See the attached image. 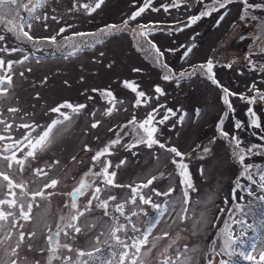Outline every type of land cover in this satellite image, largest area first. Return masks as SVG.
<instances>
[{"label":"rangeland","instance_id":"rangeland-1","mask_svg":"<svg viewBox=\"0 0 264 264\" xmlns=\"http://www.w3.org/2000/svg\"><path fill=\"white\" fill-rule=\"evenodd\" d=\"M143 2L105 0L99 9L89 14L82 5L94 6L96 0H46L34 13L39 20L31 19L27 10L20 13L21 18L32 23V28L25 30L41 41L35 45L16 39L0 25V34L5 35L0 46L19 49L0 52V59L6 64L13 62L11 73L6 67L0 70V75L10 74L13 80L10 87L5 85L8 95L0 96V119L12 125L5 130V124L0 123V136L5 137L0 140V172L6 173L15 184L24 185V188L9 190L7 181L0 177V200L17 201L16 207L0 205V211L12 214L8 220L0 221L3 226L0 228V241H3L0 264H11V260H16L17 264H69L67 257L72 258L71 264L77 260L100 264L107 259L118 264L125 249L111 233L121 226L117 235L128 244L148 234L149 242L137 254V264H162L168 258L185 261L189 257V264H221L222 260L228 264H264L260 259L264 255V199L256 210L252 207V203L264 198V180H261L264 175V100L257 97L255 103L249 104L247 99L240 98L264 93V52L260 51L264 48V25L259 20L241 19L244 7L241 0H232L226 9L202 17L187 27L189 18L199 15L212 0L202 3L177 0L178 7L172 6L173 0H152L151 7L136 20H130L127 28L105 37L102 43L93 42L94 48L83 47L86 50L69 55L74 49L57 47L67 44L65 37L75 33H95L106 25H121ZM249 2L264 4V0ZM164 6H168L167 11ZM250 13L264 20V11L257 9ZM139 25L151 26L147 40L164 53L163 64L167 68L154 60L145 39L137 35ZM61 28L66 31L58 35ZM50 36H56L57 44L44 42L43 38ZM190 47L191 52L185 56ZM209 60L214 64L213 72L219 83L236 94L229 96L234 112L223 103L222 88L206 76L197 72L190 78H179L181 72H191ZM229 64L231 67H227ZM168 69L172 70L174 78L165 80ZM125 81L138 86L137 91L144 92L145 98H138L136 92L125 86ZM156 86L163 90V95L155 92ZM105 91L111 92L115 100L109 103L110 98L102 95ZM138 99L142 100L139 105ZM63 103L85 107L78 113L62 108L61 112L70 117L64 120L59 113L51 111ZM9 107L19 111L9 112ZM249 108L259 118V128L251 125ZM149 113L154 115L155 138L184 154L182 162L188 165L192 188H187L177 164L172 163L173 160L181 162L180 157L157 145L148 148L140 143L131 149L126 147L138 139L129 122L135 118L139 124ZM221 119H224L223 130L229 134L227 139L218 131ZM54 120L62 122L52 129L43 150L37 147L35 156L25 160L22 171L14 162L9 168V161L3 157L15 153L18 159H25L32 150L29 140L35 143ZM161 120L164 122L160 123ZM237 122L242 124L239 129L235 127ZM94 123L98 124L95 128ZM22 124L34 127L22 128ZM139 131L144 135L143 130ZM25 136L29 140H25ZM117 136L120 143L110 147L111 154L105 153L100 160L93 161L96 153ZM232 137L241 140V147L252 149L245 159V165L251 168V179L244 172V165L233 155ZM9 144L13 148L6 152L4 149ZM204 148L210 151L205 153ZM109 161V171L116 173L114 184L121 187L108 185L103 176L96 175ZM36 169H43L47 175L37 176ZM152 177H156L152 184L140 187L136 194L132 192ZM53 179L59 181L57 187L47 189L49 199L37 197L31 220L20 217L19 205L27 208L31 193L43 189ZM85 179L90 187L76 199L78 209L85 212L76 222L81 232L60 231L61 216L74 212L70 193ZM97 187L101 188L99 201L108 203L107 214L97 206L99 201L93 199ZM25 192L28 195H24ZM165 192L169 194H157ZM113 196L115 200L110 199ZM141 197L152 203L144 204ZM89 201L91 207L85 210ZM120 204L124 205L123 214L116 211ZM153 204L160 208H154ZM226 225L238 240L232 256L221 252ZM58 231L60 234L56 236ZM21 232L25 240L17 249L18 254L12 256ZM164 233L168 235L165 237ZM5 234H9L10 239H4ZM49 236L53 237L52 243L57 239L60 243L56 258L51 256ZM65 244L73 251L64 248ZM96 247L101 251L95 252ZM79 251L94 255L79 257ZM134 251L128 249L129 258ZM217 252L221 254L216 255ZM247 256L253 259H246Z\"/></svg>","mask_w":264,"mask_h":264},{"label":"snow or ice","instance_id":"snow-or-ice-1","mask_svg":"<svg viewBox=\"0 0 264 264\" xmlns=\"http://www.w3.org/2000/svg\"><path fill=\"white\" fill-rule=\"evenodd\" d=\"M105 0H96V3L94 6H90V5H82L83 8H85L89 14H91L92 12H95L97 9H99L101 7L102 4H104ZM198 2L202 3L203 0H198ZM241 2L243 3L244 7L242 9V16L241 19L245 20V19H250V20H259L261 25H264V20L260 19L259 17L252 15L250 13V10H262L264 11V4H255V3H250L249 0H241ZM44 3H46V0H28L27 3H23L22 0H0V25L3 26V28L7 31L12 33L16 39L18 40H27L30 43L35 44H39L41 41L38 40L36 37L32 36L30 34V31H26L25 29H31L32 28V23L31 20H27L24 18H21L20 16V8L23 7L25 10H27L29 17H31V19H35V20H39L40 17L39 16H35L34 13L36 11L37 8L39 7H43ZM232 3V0H212L210 5H206L205 6V10L201 11L199 13V15H195V16H191L189 18V23L186 25L187 26H191L192 24H195L198 20H200L202 17L205 16H210L213 12H218L221 9H226L227 6ZM152 4V0H144L143 5L141 7L138 8L137 11H135L128 20L123 21V23L121 25H117V24H110V25H106L104 28H101L98 32L95 33H84V32H78L75 33L73 36H68L65 37V40L67 41V44H63V45H57V47H68L70 49H74V51L69 52V55H75L76 52L81 51L83 47H93L95 43H102L103 39L107 36H111L114 35L116 33H119L121 31H123L125 28H127L129 21H134L137 19V17L141 16L142 13H144L147 9H149L151 7ZM29 5H31V7H29ZM173 7H178L179 4L177 3V0H173ZM153 11H159L158 8H153ZM164 10L167 11L168 10V6H164ZM227 13L225 12L224 14H222L220 16V20H222L224 18V15H226ZM45 19H47V17H44ZM53 19H56V17H53ZM219 23V21L217 22ZM140 31L137 33L138 36L142 37L145 39L148 48L154 53V60L157 62H160L162 64L163 67L167 68L168 66L166 64H163V56L164 53L161 52V50L156 46L155 43H153L151 40H147V37L149 35V30L151 28V26L149 25H139L138 26ZM182 30V29H181ZM64 31H66V29L61 28L60 29V33L62 34ZM75 37H79L81 38L79 41H77L75 39ZM84 37H90V40H84ZM5 40V35L0 34V41H4ZM44 42L47 43H51V44H57L56 41V36H50V37H46L43 38ZM195 45H193L194 47ZM192 48H188L187 52L185 53V56H187V54L189 52H191ZM19 51V49H8L6 47H2L0 46V52H16ZM168 51H174L173 49H168ZM261 52H264V48L260 49ZM25 60L27 59V57L24 58ZM17 63H23V61H17ZM7 68L8 73H11L12 71V67H13V62H5V60L0 59V70ZM213 67L214 64L211 60H209L207 63L205 64H201L197 67H194L192 69L191 72L188 73H184L181 72L179 75L180 79H184V78H190L191 76L195 75L197 72H199L201 75L206 76L214 85H216L217 87L222 88V91L224 93L223 95V103L225 105H227L228 109L230 111L234 112V109L232 108V104L229 100V96L230 95H236L235 93H231L229 91L228 88L223 87L219 81L216 79L215 77V73L213 72ZM227 67H231V65H227ZM28 71H31V69H28ZM134 71H140L139 69H134ZM21 76L24 75L23 72L20 73ZM174 78V74L172 73L171 69H168V74L165 75L163 77V79L165 80H170ZM125 86L131 88V90L133 92H136L137 97L138 98H145V93L144 92H139L137 91V87L134 83L125 81ZM13 84V80H12V76L9 75H0V96L6 97L8 95V87H5V85L7 86H11ZM253 89H255V85H253ZM93 91H98V90H93ZM155 92L160 93L161 95H163V90L159 87L156 86L155 88ZM102 95L110 98L109 103H111L113 100H115V97L113 96V94L109 91H105L102 93ZM257 97H259V99L264 100V93H260L257 92V96H253L251 98H245L243 96H241V99H247V102L249 104H253L255 103ZM142 102L141 99L137 100V105H139ZM85 105H77L74 106L71 103H63L61 105H59L58 107H55L53 109H51V111L55 112V113H59L60 116L63 117L64 120H69L70 117L67 113L61 112L62 108H69L72 110L73 113H78L82 108H84ZM9 112L15 113L18 112L19 109L15 108V107H9L7 109ZM155 111V110H154ZM249 115L252 117L250 123L252 126L259 128L261 125L259 123V118L256 116V113L254 111H252L251 108H249L248 110ZM111 113V109L109 110V114ZM225 116H227V113H225ZM164 119H167V117H165ZM182 119V118H181ZM153 120H154V115L153 113H149L148 117L143 120V122H140L139 124H137L135 118H133L132 121H130L129 123L131 125H133V131L136 133V136L138 137V139L135 140L134 143L126 145L127 148L131 149L132 147H135L137 144L143 143L145 144L148 148H152L153 145H157L159 148L161 149H165L167 152L173 153L176 157H180L181 158V162H177L176 160H173L172 163L177 164L179 170H180V175L181 177H183V183L185 185H187V188H192V181H191V177L190 174L188 172V165L183 163V157L184 154L181 153L177 148L175 147H166L165 144L161 143L158 139L155 138L154 134L157 131V128L152 126L153 125ZM62 121L59 120H54L52 122L51 125H49L48 129L46 131L43 132L42 135L39 136L38 140H36L35 143H32L29 140L28 136H25V140H29V143H31V148L32 150L28 151L26 154L25 159H18L15 155V153H13L10 156H4L3 158L7 161H9L8 167L11 168L12 167V163L14 162L16 165L21 166V171L23 170V165L25 164V160L27 159V157H34L35 156V152L37 147H39L41 150H43V148L46 145V142H48L50 133L52 132V129L58 124L61 123ZM164 121L161 120L160 123H163ZM0 123L5 124V130H9L11 129L12 125L8 124L6 121L0 119ZM223 124H224V119H221L218 123V131L220 133V135L224 138H228L229 134L227 132H225L223 130ZM98 124L94 123L92 125L93 128L97 127ZM20 127L22 128H30V127H34L33 125H29V124H22L20 125ZM124 127H128V125H125ZM235 127L237 129L242 127V124L240 122H237L235 124ZM139 130H143L144 135L140 134ZM5 139V137L0 136V140ZM232 141L234 142V149H233V155L238 159L239 163L241 165H244V172L248 174V178L251 179V168L249 165H245V159L246 156L248 154H251L252 149L248 148L245 149L243 147H241V140L237 137H232ZM120 143V138L119 136H117V138L115 140H113L111 142V144L109 146H106L103 150L99 151L96 153V155L93 157V161H98L101 159L102 156L105 155V153L111 154L109 152V149L111 146ZM13 148V145L9 144L6 146V148L4 149L6 152L11 150ZM86 150H90L87 149ZM203 151L205 153L209 152L210 149L208 148H204ZM123 163V161L121 162ZM111 167V162H107L106 165L103 167V170L101 173H97L96 175L99 176H103L104 177V183L108 184V185H113L115 187H121V185H115L114 184V177L116 175L115 172H110L109 168ZM47 175L46 172H44L43 169H36V175ZM0 177L3 178L4 181H7V188L10 190L12 188H16V187H21L24 188V185H17L15 184L6 173L0 172ZM156 179V177H152L150 178L147 183L143 184V185H139L136 188L132 189V192L134 194L138 193V190L140 187H147L148 185L152 184L153 181ZM261 180H264V175H261ZM59 181L58 180H51L49 183H46L43 186V189L36 191L34 193H31V201L27 204V208L24 207L23 204L19 205V215L20 217H22L24 220H31V212H32V207L33 204L36 203L37 201V197H39L42 200H47L49 199L50 194H46L47 193V189L51 188V189H55L58 185ZM90 187L89 182L85 179L82 180L79 184V187L76 188L74 190V192L70 193V195L72 196V204H71V208L74 210V212L65 217V216H61V221H62V225L58 226L60 231H63L64 229H72L75 233H80L81 232V228L77 225V221L79 220L80 217L84 216L85 212L81 211L78 209L77 203H76V199L78 196H80L84 189ZM101 192V188L97 187L95 189V193L97 195L93 196V199H96L99 201V193ZM158 195H168L169 193L165 192V193H157ZM13 195H15L13 193ZM24 195H28L27 192L24 193ZM188 193L187 191H185V196L187 197ZM110 199L115 200L116 198L110 197ZM141 199L143 200L144 204H151L152 202L150 200L144 199L143 197H141ZM264 199V198H262ZM135 199L132 200V203H135ZM3 204H8L11 207H16L17 206V201L15 199L12 200H0V205ZM98 207H101L103 209H105V214H107V208H108V203L107 201H99ZM154 208L159 209L160 206L159 205H152ZM91 207V201H89V205L88 208H86L85 210L90 209ZM123 210H124V205L120 204L116 207V211L120 212L121 214H123ZM186 211V209H185ZM12 215L11 213H5L4 211H0V221H6L8 220V217ZM133 215H136L135 212H133ZM3 226L0 225V228H2ZM122 227V226H121ZM121 227H115L111 233L113 239L116 240V242L122 246V248L125 249V251H123L120 256H119V261L118 264H126V261L128 262V264H137V259H138V255L141 252V249L144 245H146L149 241H148V234H144L141 238L139 239H134L133 242L131 244L126 243L124 240H122L117 233L121 231ZM133 228L135 230V225H133ZM60 231H58L56 233V236H59ZM148 233H150V229L147 230ZM65 235H68L67 232L64 233ZM32 235H35V233H32ZM168 234L164 233V236L166 237ZM224 244H223V248L221 249V252L225 255L228 256H232L233 254H235V245L238 243L237 238L234 236V233L229 229V227L226 225L225 226V230H224ZM4 239H10V235L9 234H5ZM49 243H50V251H51V256L52 258H56V253L58 248L60 247V243L59 240L57 239L55 241V243H52L53 237L49 236ZM157 239H159V237H157ZM25 240V234L23 232L20 233L19 235V239L18 242L15 246V248H13L11 255L12 256H16L17 253V249H19L20 244L23 243V241ZM3 241H0V243H2ZM99 243V238H97V244ZM154 246V245H153ZM64 248H66L69 252L73 251V249L71 248L70 245H63ZM128 249H134L135 251L132 253L131 258H129V252ZM101 249L99 247L95 248V252H100ZM167 251V250H165ZM185 253L188 252V249L185 248ZM221 253L217 252L216 255H220ZM88 256V257H92L94 255L93 252H84V251H79L78 252V256L79 257H83V256ZM113 255H115V253H113ZM66 261L69 262V264H71L72 258L71 257H67L65 258ZM190 257L187 258L185 261H180L179 258H177L176 261H172L171 258L165 259L164 261H162V264H189L190 261ZM246 259H253L252 256H247ZM261 261H264V255H262L260 257ZM11 264H17L16 260H11ZM75 264H89L88 261H80L77 260L75 262ZM100 264H113V260L112 259H107V260H101ZM209 264H211V262H209ZM221 264H228V261H221Z\"/></svg>","mask_w":264,"mask_h":264},{"label":"trees","instance_id":"trees-1","mask_svg":"<svg viewBox=\"0 0 264 264\" xmlns=\"http://www.w3.org/2000/svg\"><path fill=\"white\" fill-rule=\"evenodd\" d=\"M95 46V45H94ZM93 46V47H94ZM92 47V48H93ZM83 50H86V49H82L81 51H83ZM87 50H89V49H87ZM263 199H259V201L257 202V203H255V204H253L252 203V207H253V210H256L259 206H261V201H262ZM256 218H260V217H256Z\"/></svg>","mask_w":264,"mask_h":264},{"label":"flooded vegetation","instance_id":"flooded-vegetation-1","mask_svg":"<svg viewBox=\"0 0 264 264\" xmlns=\"http://www.w3.org/2000/svg\"><path fill=\"white\" fill-rule=\"evenodd\" d=\"M22 2H23V3H27L28 0H22ZM29 7H31V5H29ZM23 10H25V9H24L23 7H21V8H20V13H21V12H24Z\"/></svg>","mask_w":264,"mask_h":264}]
</instances>
